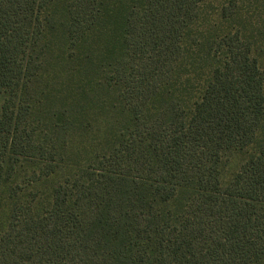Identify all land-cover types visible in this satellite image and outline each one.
Wrapping results in <instances>:
<instances>
[{"label": "trees", "instance_id": "obj_1", "mask_svg": "<svg viewBox=\"0 0 264 264\" xmlns=\"http://www.w3.org/2000/svg\"><path fill=\"white\" fill-rule=\"evenodd\" d=\"M0 264H264V0H0Z\"/></svg>", "mask_w": 264, "mask_h": 264}, {"label": "rangeland", "instance_id": "obj_2", "mask_svg": "<svg viewBox=\"0 0 264 264\" xmlns=\"http://www.w3.org/2000/svg\"><path fill=\"white\" fill-rule=\"evenodd\" d=\"M241 156L240 155H233L230 159L227 171H226V176H230L234 171H236L240 165L241 162Z\"/></svg>", "mask_w": 264, "mask_h": 264}]
</instances>
